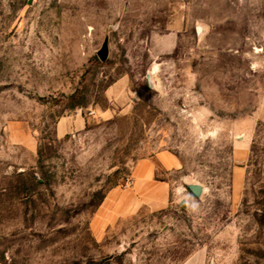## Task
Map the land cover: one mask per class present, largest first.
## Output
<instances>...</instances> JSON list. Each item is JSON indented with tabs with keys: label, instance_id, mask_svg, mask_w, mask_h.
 Instances as JSON below:
<instances>
[{
	"label": "rangeland",
	"instance_id": "1",
	"mask_svg": "<svg viewBox=\"0 0 264 264\" xmlns=\"http://www.w3.org/2000/svg\"><path fill=\"white\" fill-rule=\"evenodd\" d=\"M63 117L86 126L61 138ZM162 152L179 163L157 170L176 181L169 209L98 237L108 192ZM192 257L264 264V0H0V264Z\"/></svg>",
	"mask_w": 264,
	"mask_h": 264
},
{
	"label": "crops",
	"instance_id": "2",
	"mask_svg": "<svg viewBox=\"0 0 264 264\" xmlns=\"http://www.w3.org/2000/svg\"><path fill=\"white\" fill-rule=\"evenodd\" d=\"M86 126V122L82 117L72 118L63 117L59 120L57 126V134L59 137H65L75 131L81 130ZM28 147L34 149L36 143L33 139L26 143ZM248 143L240 140L234 146V162L230 179V195L231 204H236L237 199L240 200L244 186V172L241 165L243 157L247 154ZM155 160H159L161 165H157ZM162 167L164 169H174L179 167L178 160L169 153H159L156 158H146L137 163L133 171V185L127 189L113 188L106 195L105 199L97 209L93 226L96 234L103 236L109 226H113L121 217L130 216L142 207H148L152 212L168 210L171 205V198L177 192L176 181L162 180L157 176V170ZM176 187V188H175ZM194 254H206L204 250H198ZM194 257V256H193ZM190 259V264H203Z\"/></svg>",
	"mask_w": 264,
	"mask_h": 264
},
{
	"label": "water",
	"instance_id": "3",
	"mask_svg": "<svg viewBox=\"0 0 264 264\" xmlns=\"http://www.w3.org/2000/svg\"><path fill=\"white\" fill-rule=\"evenodd\" d=\"M99 56L102 60H106L109 56V46L108 41H105L102 48L99 50ZM188 189L195 196L200 197L204 193V186L199 183H190L188 184Z\"/></svg>",
	"mask_w": 264,
	"mask_h": 264
},
{
	"label": "trees",
	"instance_id": "4",
	"mask_svg": "<svg viewBox=\"0 0 264 264\" xmlns=\"http://www.w3.org/2000/svg\"><path fill=\"white\" fill-rule=\"evenodd\" d=\"M115 184H117V183H115Z\"/></svg>",
	"mask_w": 264,
	"mask_h": 264
}]
</instances>
